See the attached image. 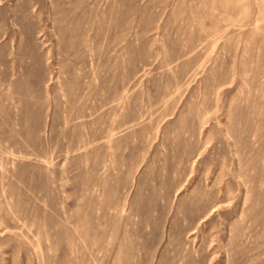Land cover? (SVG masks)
Wrapping results in <instances>:
<instances>
[{"label":"rangeland","instance_id":"1","mask_svg":"<svg viewBox=\"0 0 264 264\" xmlns=\"http://www.w3.org/2000/svg\"><path fill=\"white\" fill-rule=\"evenodd\" d=\"M0 264H264V0H0Z\"/></svg>","mask_w":264,"mask_h":264}]
</instances>
